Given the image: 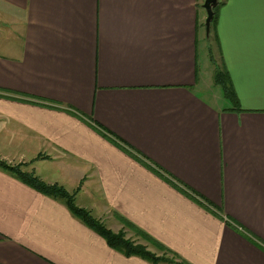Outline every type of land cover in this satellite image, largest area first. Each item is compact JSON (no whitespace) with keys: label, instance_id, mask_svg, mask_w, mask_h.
<instances>
[{"label":"crops","instance_id":"1","mask_svg":"<svg viewBox=\"0 0 264 264\" xmlns=\"http://www.w3.org/2000/svg\"><path fill=\"white\" fill-rule=\"evenodd\" d=\"M201 4L0 0V159L158 264H264V0L216 11L240 111L200 65ZM0 264L154 263L0 170Z\"/></svg>","mask_w":264,"mask_h":264},{"label":"trees","instance_id":"2","mask_svg":"<svg viewBox=\"0 0 264 264\" xmlns=\"http://www.w3.org/2000/svg\"><path fill=\"white\" fill-rule=\"evenodd\" d=\"M222 3H219L216 7L220 6ZM214 8V16L210 24L211 32L215 41H217V35L215 33V25L217 21V8ZM215 85H219L223 95L226 99H228L232 105L235 107L236 111H240L238 109V99L236 97L235 92L230 84V80L225 73V71H221L217 69L213 76ZM0 170L12 175L20 182L24 183L25 185L29 186L30 188L40 192L43 195L52 197L54 199H58L62 201L71 214L79 219L86 227L95 231L100 237H102L108 247L123 253L126 256H140L144 259L150 260L151 263L158 264L159 262H167L163 260V258L155 257L154 255L150 254L146 251L145 247L135 245L130 240L125 239L124 232H119L114 234L109 229L105 228V226L97 219H95L90 212L79 208L74 203V195L68 193L62 186L60 185H46L41 182L38 178L34 176L32 173H27L20 170L19 165H9L4 161L0 160ZM132 227V226H131ZM138 231V230H137ZM139 234L144 238L146 237L143 233L138 231ZM147 239V237H146Z\"/></svg>","mask_w":264,"mask_h":264},{"label":"rangeland","instance_id":"3","mask_svg":"<svg viewBox=\"0 0 264 264\" xmlns=\"http://www.w3.org/2000/svg\"><path fill=\"white\" fill-rule=\"evenodd\" d=\"M203 2H204V0H202ZM220 3H222L220 6H224L225 4H226V2H227V0H226V2L224 3V1L225 0H218ZM217 9L219 8V6L218 7H216ZM199 12H200V14H201V16L203 17V24H204V22H205V19H206V13H205V10L202 8V4H201V6H200V8H199ZM202 29H200V32H199V35H200V37H202V39H205V36H206V32H205V25H204V27H201ZM3 31L6 33V30L5 29H3ZM5 36H6V34H4ZM3 35V36H4ZM209 44V45H208ZM199 53L201 54V56L202 57H200L199 58V61H200V65H201V67H204V66H206L207 68H208V71H207V79H209V81H210V79H211V74H214L215 73V69L213 70V67L215 68V66L213 65V61H211V59H212V56H213V59L217 62L218 60H217V55H218V53H217V49H216V46H215V44H214V40H213V34H212V32H211V28L209 29V33H208V35L206 36V40H204V44L202 43V46L200 45V43H199ZM210 55H211V58H210ZM211 63H212V67H211ZM208 64L210 65V67H211V70L209 69V67H208ZM216 91H217V93H218V91H219V88L217 87V88H214ZM197 93H199V95H201V96H203L204 98H206V99H209V96H207V91H206V88L205 87H203V88H198L197 89ZM224 103V104H223ZM219 104V106H225V107H228V106H230V104L228 103V102H219L218 103ZM1 160V159H0ZM20 170H22L21 168H20ZM125 239H126V237H125ZM133 244H135V245H139V246H143V247H145V249H146V245H143V244H140V243H137V242H135V241H133V240H130ZM147 252H149L150 254H152V255H154L155 257L157 256L158 258H163V260H165L166 259V257H167V255L166 254H164V253H162L161 251H159V250H155V251H152L151 249H148V250H146Z\"/></svg>","mask_w":264,"mask_h":264},{"label":"water","instance_id":"4","mask_svg":"<svg viewBox=\"0 0 264 264\" xmlns=\"http://www.w3.org/2000/svg\"><path fill=\"white\" fill-rule=\"evenodd\" d=\"M218 3H219L218 0H204L203 2L202 8L205 10L206 13V19L204 22L206 36L209 33L210 24L214 16L213 9L218 5Z\"/></svg>","mask_w":264,"mask_h":264}]
</instances>
